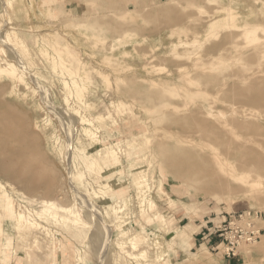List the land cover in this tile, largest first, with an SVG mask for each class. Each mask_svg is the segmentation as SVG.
Segmentation results:
<instances>
[{"label":"rangeland","instance_id":"obj_1","mask_svg":"<svg viewBox=\"0 0 264 264\" xmlns=\"http://www.w3.org/2000/svg\"><path fill=\"white\" fill-rule=\"evenodd\" d=\"M53 46L87 82L82 102ZM0 60L24 80L0 76V182L16 211H40L24 196L86 223L77 233L31 215L21 240L0 209V264H264V0H0ZM113 142L125 194L104 204L87 191L105 179L83 162ZM123 196L121 216L107 213Z\"/></svg>","mask_w":264,"mask_h":264},{"label":"bare ground","instance_id":"obj_2","mask_svg":"<svg viewBox=\"0 0 264 264\" xmlns=\"http://www.w3.org/2000/svg\"><path fill=\"white\" fill-rule=\"evenodd\" d=\"M9 3H11V2L9 1ZM20 41L21 40L19 39V36L16 33H15V36L13 38L9 37V42L11 44H12V42H16V43L18 42L21 45H23L24 43L20 42ZM53 47H54L56 54H57L56 59L53 60V58H52L53 69L56 70V72H57V70L60 68V70L62 71V74L67 73V75H69L73 78V76L77 75L78 72L77 71L75 72L70 68L69 65H71V64H69V65L67 64L68 62H66V60L64 58L65 52L63 53V51L60 50L58 47L57 48L55 46H53ZM45 52L47 53L48 51H45ZM47 55L49 57V54H47ZM0 61H2V60H0ZM1 63L2 62H0V64ZM71 67H73V64ZM53 69H52V73L54 71ZM77 69H78V67H77ZM56 72L53 74H57ZM59 75H61V74H59ZM0 76H8L12 80H14L15 82H21V83L24 82L22 76L17 75V69L15 68V66L11 65V64L7 65L6 67L0 66ZM73 79H74L72 82L73 88L77 94V97L82 102L83 101L82 98L85 97V96L82 97V93L86 89V85H87L86 83L87 82L85 83L84 80L81 79V82H83L81 84L75 78H73ZM86 79H87V81L90 80L89 77L88 78L86 77ZM69 87L70 86L68 85V83H65V88L69 89ZM69 96H71V94ZM94 122H95L94 119L87 118V117H84L81 119V123L84 125V127H83L84 135L87 138H89L93 144H97L98 139H96L97 138L96 132H95L96 128L94 129ZM90 126L92 128H89ZM97 130H99V129L97 128ZM113 143H115V142H113ZM0 146L2 147V149H6V146L4 144L0 143ZM117 146H119V142L118 143L116 142L115 144H113L111 146L105 147L104 149H102L103 151L97 152L96 155L85 153V158H84V162H83L84 167L87 170H89V172H98L99 176H102L105 179L104 183L99 186L98 191L97 190H93L92 192L87 191V194L89 196L93 197L94 199H96L97 201L102 202L104 204L105 203L107 204V202L112 199L111 197H109L111 193L112 194L114 193V194H117L120 196L125 194V187L123 185H125L126 180H124V177H121V176H118V177L113 176V174L121 166L120 158L118 157L116 150H114L115 147H117ZM19 150L22 151L21 156L23 155V157H24V158H22L23 159L22 160L23 165L29 166V163L27 160V154L25 153L28 151V148L25 146L19 145ZM23 152L26 155H24ZM84 152H85V150H84ZM76 156H77V154H76ZM81 160L83 161V159H81ZM138 166H140V165H138ZM143 172H144V170H143ZM143 172H139L133 176V185L135 186V188L137 189V192H138V199H139V204L141 206V211L143 213H145L147 211L146 207H149L152 210L155 207V205L153 206L151 198L147 195V191H146L147 179H146V175L142 174ZM81 175L82 174L80 172H78V174L75 175V178H80ZM91 175H92V173H91ZM131 182H132V180H131ZM83 183L84 182H78L77 184L79 185V187H81V185H83ZM114 194H113V196L115 197ZM124 196L120 197V199L118 198L119 202L122 203V205L120 207H114L111 204H108V210H106V212L109 213L110 210L113 211L114 214H119L120 212H122L125 209L123 207H127L128 203L131 200L130 196H127V197H124ZM21 198L28 200L30 203H37L36 205H39L41 208L40 211L39 212H33L34 214H31V213L26 214L23 211H16L14 201L11 198L7 188L5 187V185L2 182H0V209H2L8 216L13 218L14 229L17 230V234H19V237L21 240L26 239L29 235H32L33 234L32 230L34 231V229L37 228V223H35L34 220L31 219V217H30L31 215H39L42 218H44L45 220L48 218H54V219H56V222L63 224V226L65 228L74 227L76 231H77V228H79L81 230L86 226V223L83 221L82 217L77 215L73 210H70V209H66V210L63 209L62 210L59 206H57L55 203H52V202H47V201L37 202L36 200L24 198V196H22ZM118 218L120 219L121 217H117V219ZM1 219H2V214L0 213V237L2 234ZM70 224L72 226H70ZM128 224H129L128 222L122 221V223L120 222L118 225L117 224L116 225H117L118 229H120V231H121V236H124V237L127 236V239L129 241L132 249L137 250L139 248V242L137 241L136 236H133L132 238L130 236H128V233L130 231ZM142 231H145V230L143 229ZM77 233H79V231H77ZM48 234L51 235L49 232H47V235ZM34 238H35V242H38L37 241L38 237L35 236ZM144 239H141V241ZM121 240H123V239L121 238ZM126 243H128V242L121 241L118 244L121 250L125 251ZM49 252H52V249ZM130 255L133 256L134 259H138V260L142 259V258H147V252L146 251H141L138 254H131L130 253ZM160 258H162V257H160Z\"/></svg>","mask_w":264,"mask_h":264}]
</instances>
